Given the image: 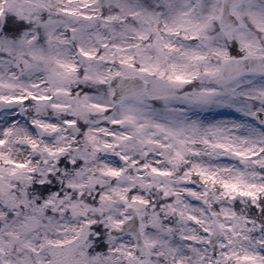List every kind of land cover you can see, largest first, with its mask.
<instances>
[{
  "label": "clouds",
  "instance_id": "9594fccd",
  "mask_svg": "<svg viewBox=\"0 0 264 264\" xmlns=\"http://www.w3.org/2000/svg\"><path fill=\"white\" fill-rule=\"evenodd\" d=\"M261 133L264 0H0V264H264Z\"/></svg>",
  "mask_w": 264,
  "mask_h": 264
},
{
  "label": "snow or ice",
  "instance_id": "6c2138e0",
  "mask_svg": "<svg viewBox=\"0 0 264 264\" xmlns=\"http://www.w3.org/2000/svg\"><path fill=\"white\" fill-rule=\"evenodd\" d=\"M214 94L213 93H205L202 94L198 97H195L193 99V103H197V104H202V105H209L212 103H217V106L227 110V112L229 113H236L237 115L240 114H246V115H250L248 113H246L245 108L242 105H238L236 103H233L229 100H222V101H214L212 99V96ZM244 129V125H242L241 123L237 122V121H231L229 122V120L227 118L222 119L217 121L215 124H211L206 126V131L214 136H219L222 135L226 132L229 131H242ZM194 131H198L200 130V126L199 125H195L194 126ZM257 132L254 129H248V136L247 137H242L241 139H249L253 136H256ZM260 135H264V133H261ZM237 155H240L239 153H237Z\"/></svg>",
  "mask_w": 264,
  "mask_h": 264
},
{
  "label": "rangeland",
  "instance_id": "374dc122",
  "mask_svg": "<svg viewBox=\"0 0 264 264\" xmlns=\"http://www.w3.org/2000/svg\"><path fill=\"white\" fill-rule=\"evenodd\" d=\"M219 118H225L224 115L220 114V117Z\"/></svg>",
  "mask_w": 264,
  "mask_h": 264
}]
</instances>
